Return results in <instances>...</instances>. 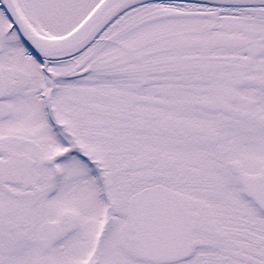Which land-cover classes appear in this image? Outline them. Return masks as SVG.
I'll list each match as a JSON object with an SVG mask.
<instances>
[{
  "label": "snow or ice",
  "instance_id": "1",
  "mask_svg": "<svg viewBox=\"0 0 264 264\" xmlns=\"http://www.w3.org/2000/svg\"><path fill=\"white\" fill-rule=\"evenodd\" d=\"M0 264H264V0H0Z\"/></svg>",
  "mask_w": 264,
  "mask_h": 264
}]
</instances>
